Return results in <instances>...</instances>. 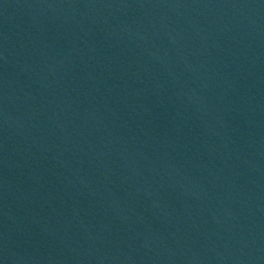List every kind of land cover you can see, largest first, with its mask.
<instances>
[{"label": "water", "instance_id": "water-1", "mask_svg": "<svg viewBox=\"0 0 264 264\" xmlns=\"http://www.w3.org/2000/svg\"><path fill=\"white\" fill-rule=\"evenodd\" d=\"M0 264H264V0H0Z\"/></svg>", "mask_w": 264, "mask_h": 264}]
</instances>
